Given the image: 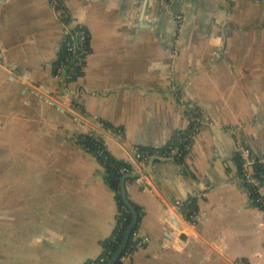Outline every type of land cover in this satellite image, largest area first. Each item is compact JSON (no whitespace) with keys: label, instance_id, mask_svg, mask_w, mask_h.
I'll use <instances>...</instances> for the list:
<instances>
[{"label":"crops","instance_id":"obj_1","mask_svg":"<svg viewBox=\"0 0 264 264\" xmlns=\"http://www.w3.org/2000/svg\"><path fill=\"white\" fill-rule=\"evenodd\" d=\"M60 1L67 23L88 33L82 74L66 84L54 75L62 11L49 0H0V264L102 254L115 192L78 136L101 137L140 171L133 148L165 146L190 110L212 124L184 164L155 161L126 181L148 241L119 264H264V211L236 148L239 139L264 153V0H167L181 27L160 0ZM189 197L193 222L174 205Z\"/></svg>","mask_w":264,"mask_h":264},{"label":"built area","instance_id":"obj_2","mask_svg":"<svg viewBox=\"0 0 264 264\" xmlns=\"http://www.w3.org/2000/svg\"><path fill=\"white\" fill-rule=\"evenodd\" d=\"M57 0H49L51 7L57 8ZM166 12L172 14L170 6L167 0H160ZM174 15L178 26H182L183 16L181 14ZM74 30V32H73ZM88 33L86 28L76 23L72 25L70 21L64 26L62 45L66 54L64 58H59L55 66V77L61 78L65 69H67L64 76L65 81L72 80L73 73L69 69L72 65H82L84 58L88 53L87 49ZM179 46L174 44L173 53L178 54ZM204 124H212V122L206 117L205 113L200 110H190L188 113L187 126L175 133L172 139L163 147L151 150H141L139 146L133 148V156L137 162H142L145 158L151 154H157L161 156L173 157L182 164H184V157L192 149L194 135L202 128ZM236 148L240 156L239 168L241 178L247 187L248 191L256 194L255 198H252L253 202L264 211V153L257 155L247 145L243 144L241 140L236 139ZM261 168V169H260ZM131 167L123 166L121 168L122 173L132 172ZM202 191L197 193V197H201ZM188 200H175L174 205L185 214V206ZM196 214V210L189 213L188 217L191 222ZM118 223V222H117ZM116 223L115 228L118 226ZM114 228V229H115ZM148 241L147 236L140 233L137 228H134L128 245L119 256L118 263H123L132 253V250L136 247L144 245ZM110 253V252H109ZM114 253V252H113ZM100 254L98 257L90 258L84 262V264H103L112 254ZM239 264H253L249 262H239Z\"/></svg>","mask_w":264,"mask_h":264},{"label":"trees","instance_id":"obj_3","mask_svg":"<svg viewBox=\"0 0 264 264\" xmlns=\"http://www.w3.org/2000/svg\"><path fill=\"white\" fill-rule=\"evenodd\" d=\"M56 7L62 11L61 19H63L66 23L68 21V16L66 12L64 11V8L61 4L60 0H57ZM74 32V30H73ZM87 49L88 48V40H87ZM66 54V51L64 50V46H61V54L60 58H64ZM84 66V62L82 65H72L69 69V72L71 71L73 73L72 79L77 78L82 74V69ZM55 70V69H54ZM79 141L84 145V147L92 152L94 155H96L98 161L102 164V167L104 169V180L105 182L114 190L115 192V198L117 202V224L118 226L113 230L112 234L102 242V254H108L111 255L116 248L119 246L120 241L122 239V235L124 232L125 227L128 225L131 219V214L128 211V209L125 207L121 195H120V178L122 176L121 168L123 166L131 167V165L121 159H118L111 155L108 150L106 149L101 137L94 135V134H80L78 136ZM141 150H147L149 152H152L151 148L142 147L139 146ZM261 169V168H260ZM251 198H255L256 194L254 192L250 191ZM188 203L185 206V214L186 216L189 215V213L193 210L197 209V203L195 197H189L187 199ZM134 205V204H133ZM137 214H138V220L136 224V228L139 225L140 219H141V210L138 206L134 205ZM110 252V253H109ZM119 264V263H118Z\"/></svg>","mask_w":264,"mask_h":264},{"label":"water","instance_id":"obj_4","mask_svg":"<svg viewBox=\"0 0 264 264\" xmlns=\"http://www.w3.org/2000/svg\"><path fill=\"white\" fill-rule=\"evenodd\" d=\"M66 71H67V69L64 70L62 77L60 78V80L63 84H66L65 79H64ZM61 101L63 102V104H66L67 106L71 107V103L69 101L63 100V99H61ZM72 108H74L77 112H80V110L76 109L75 107H72ZM166 160H173V157L151 154L145 158L147 169L144 168L140 171H132V172H127V173L122 174V176L120 178V183H119L120 195H121V198H122V201H123L125 207L128 209V211L131 214V219H130V222L128 223V225L124 229L122 239L120 241L119 246L116 248V250L114 251L112 256L103 264H118L119 256L122 254L123 250L128 245V242L130 240L131 233H132L133 229L136 228V224H137V220H138V214H137V211H136L134 205L132 204V202L129 200V198L127 196L126 181L128 179H137V178L141 177L143 174H145L147 172H151L150 169H148V168L152 165L153 162H155V161H166Z\"/></svg>","mask_w":264,"mask_h":264}]
</instances>
